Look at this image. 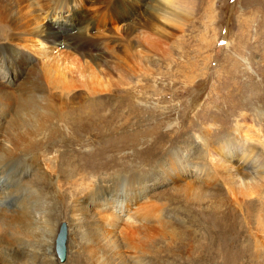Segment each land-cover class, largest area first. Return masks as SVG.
<instances>
[{"label":"rangeland","instance_id":"1","mask_svg":"<svg viewBox=\"0 0 264 264\" xmlns=\"http://www.w3.org/2000/svg\"><path fill=\"white\" fill-rule=\"evenodd\" d=\"M101 1L53 2L43 19L107 59L60 100L51 91L62 109L46 154L35 147L14 160L0 141V168L15 178L3 180L4 201L22 206L0 210V264H264V0ZM135 19L156 34L133 29ZM17 50L0 74L10 65L8 78L34 80L31 53ZM4 112L0 138L14 117ZM236 124L246 142L233 138ZM223 135L242 144L230 163L253 170L251 180L229 168ZM60 222L64 262L53 250Z\"/></svg>","mask_w":264,"mask_h":264},{"label":"bare ground","instance_id":"2","mask_svg":"<svg viewBox=\"0 0 264 264\" xmlns=\"http://www.w3.org/2000/svg\"><path fill=\"white\" fill-rule=\"evenodd\" d=\"M166 1L169 4H172L174 0H166ZM175 1L177 2V0ZM53 2L56 3L57 6H59L60 4L59 3L60 0H0V57H1L0 62L1 64H5V61L7 60V58L10 57L11 54H14L15 51L16 53L18 52L17 48L20 50L29 51L31 53L30 56L26 55L25 57V60L28 61L27 64L30 65V68H27V69L30 72L29 74H32V75L34 74V76L36 77L34 80L25 79L21 83H19L17 79H15L16 75H13L11 78H8L7 75L11 74V71H12V67L10 65H6V68H5L6 70H4V72H1L0 74V107L4 109L3 112L0 113V116L1 117L5 116L4 111H6L9 114L14 115V117L11 119L9 128L1 133L3 138H0V141L7 143L6 144L7 149H12L16 152L14 153L15 155L17 154V156H15L16 158L12 156L13 155L12 153H9L11 154L12 157L15 158L14 160H16L18 157L24 156L28 152L29 149H34L35 147L37 149L41 148L42 149L41 153L44 155L46 154V151H44L45 149H43L44 147L42 148V146L44 144L52 145V143L57 140L55 136L57 135V133H59L58 128L56 127V125L58 126V124L54 123L53 125L48 122H50V120L52 119V116L55 113H60L62 108L60 109V104H61L60 101H59V104H55L57 106H55L52 103L55 101V98L57 96L55 95L53 96L51 91L54 89H59L60 90L58 91L59 94L58 93H55V94L58 95L59 97V98L57 97L56 99L60 100V97L65 96L64 94L68 95L69 93H71L77 84L83 85L82 79L86 78L85 72L87 69H93V66H96V65H100V64L103 65L102 62L107 59V53L105 52L106 53L105 54L103 52L105 50L103 51L100 50L101 52H99L98 54H93L91 53L92 51L87 52L86 53L87 55L82 53L81 51L84 50L86 52L87 51V49H85L86 46H88L89 48V45H90V41L85 40V39L83 40L82 37L80 38V41L82 42L81 43L82 46H85L82 49L80 48L77 49L76 46L73 47L74 46L73 43L68 44L66 41V38H64L65 31L62 34V30L65 28L63 27V25L60 28H58L57 22L49 23V22L44 21L45 23H42L43 19L45 18V15L48 13L50 6ZM105 4L106 3H104V5ZM99 7L100 6H98V8ZM53 10L56 11L57 8ZM39 11L41 12L39 13ZM136 20L137 19H135V21ZM138 23L139 21L137 20L135 27H133V29L134 28L136 29V26H137L140 32H141V28H143L144 30L142 32L143 33L147 32L148 33L147 36L151 34V33L149 34V32L147 31L148 26L145 27L141 25V28H140V24ZM71 25H72V22H71ZM133 29L131 28L130 31L127 29L129 32L128 35H130V32ZM132 34L134 33L132 32ZM153 34L155 35L156 33L152 32L151 36H153ZM63 39L65 41H63ZM70 42H74V41H70ZM61 44H62V47L63 45H65L64 47L66 49H68V47H71L72 50H74L76 53L74 54H71L72 52L68 53L66 50H61L62 47H59V46L57 48L56 45L61 46ZM13 46H15L16 49H13ZM87 59H90L89 62H91L92 64L89 65L86 62ZM73 74L77 76L80 82L77 83V80L75 79V76ZM15 85H17L16 90L13 89V86ZM26 96H29V97H26ZM67 99L68 98H65V101ZM92 102L93 101L90 100L86 105L81 104L75 110L76 115L73 113L74 116L71 118L72 119L74 118L77 124L78 123L81 124L80 121L81 119H83L82 117L84 116L90 117L89 112H87L85 108L88 107L89 104ZM231 104L230 105L228 104L230 107L229 109L230 114L232 111H234V109L231 108L232 107ZM96 107L98 106L96 105ZM23 114H25V116H23ZM239 116L242 120L246 118L244 114H241ZM59 120L63 121L61 119ZM215 123L217 124V122ZM238 129H239L238 125L236 124L233 127V131L231 130L232 132L235 133L233 138L238 139L239 141L243 140L246 142L247 141L246 136L240 135ZM40 135H42L43 138L46 137V140H43L42 138L41 140H39ZM229 135H231V132ZM229 135H223L219 137V139L217 140V144L220 150L223 151L222 154L224 155L225 161L227 163L231 162L230 157L232 153L233 154L237 153L236 148L242 147V144H238V143L231 144V142H229L226 139V137H230ZM226 148H228V151L225 150ZM251 150H249L248 153L252 152ZM215 155H217V153L213 149L211 153L208 154V158L209 159L211 157L214 158ZM237 163L239 162L237 161ZM237 163L233 165H231L230 163L231 166L229 165V168L231 170L236 169L234 171L240 170L242 171L241 174L243 175H245V173H248L249 176L250 174L254 175L253 170L251 171L248 168L244 170L241 167H239ZM254 165L256 167V163ZM19 168H22V165H20ZM22 169H25V168H22ZM243 171L245 173H243ZM25 173L26 171H23L20 174L25 175ZM20 174L18 175V177L21 176ZM5 178L6 179L10 178L9 181H12V182H14V179H15L6 172V167H3V169L0 168V203L4 204L5 206H0V210L6 213V212L12 211V209H10L11 206L16 209L22 208V206L20 204H18L17 206L15 203L13 205V202L10 203L9 205L5 203L4 200L8 199L6 198L8 195H5V194L9 193L10 191V188L8 190L7 188L4 187L5 183L3 182V180ZM249 179L250 180L252 179L251 176L249 177ZM1 194H3L2 197H1ZM261 197L262 196H260V198ZM113 203L116 205V207H118L119 210L122 209L121 205L123 204V201L119 202L118 198H116V199H113ZM18 217L19 216H15L14 218V216H12L13 219L19 220L21 216L19 218ZM62 223L63 222H60V224ZM261 228L262 230H264L263 226H261ZM53 250H54V247H53ZM55 257L58 260L57 262H61L56 256V254H55ZM252 261L254 264H257L256 258L255 260H252Z\"/></svg>","mask_w":264,"mask_h":264},{"label":"water","instance_id":"3","mask_svg":"<svg viewBox=\"0 0 264 264\" xmlns=\"http://www.w3.org/2000/svg\"><path fill=\"white\" fill-rule=\"evenodd\" d=\"M67 229L65 223L59 227L54 239V252L61 262H64L67 255Z\"/></svg>","mask_w":264,"mask_h":264}]
</instances>
